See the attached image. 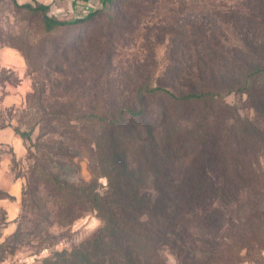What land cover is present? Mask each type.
<instances>
[{"label": "rangeland", "instance_id": "rangeland-1", "mask_svg": "<svg viewBox=\"0 0 264 264\" xmlns=\"http://www.w3.org/2000/svg\"><path fill=\"white\" fill-rule=\"evenodd\" d=\"M256 2L116 0L87 16L82 0H55L50 15L80 21L48 28L43 12L0 0V264L54 259L104 226L96 210L74 220L62 211L63 187L104 193L108 181L91 167L100 127L75 116L122 104L145 80L199 83L203 62L209 69L228 58H263L264 6L252 9ZM225 100L242 118L257 119L247 94ZM16 129L31 139L21 143ZM259 235L264 240V227ZM263 244L238 251L234 264H264ZM165 256L168 264H184L172 250Z\"/></svg>", "mask_w": 264, "mask_h": 264}, {"label": "trees", "instance_id": "trees-1", "mask_svg": "<svg viewBox=\"0 0 264 264\" xmlns=\"http://www.w3.org/2000/svg\"><path fill=\"white\" fill-rule=\"evenodd\" d=\"M115 1L82 0L87 16ZM255 1L252 9L264 6L249 4ZM15 4L43 12L48 28L80 21L50 15V4ZM203 63L196 68L202 82L145 80L122 104L75 116L100 127L91 167L108 181L104 193L63 187L62 211L74 220L93 209L105 224L82 246L40 264H168L166 249L184 264H234L238 251L264 243V81L257 83L264 57ZM232 93L247 94L256 120L225 100ZM226 250L233 259L219 260Z\"/></svg>", "mask_w": 264, "mask_h": 264}, {"label": "crops", "instance_id": "crops-1", "mask_svg": "<svg viewBox=\"0 0 264 264\" xmlns=\"http://www.w3.org/2000/svg\"><path fill=\"white\" fill-rule=\"evenodd\" d=\"M27 1V0H25ZM25 1H22V3H25ZM40 2L39 3H43V4H50L51 5V8H52V4L53 2H55V0H39ZM22 137L20 136V140L22 141L21 143H23V138L21 139Z\"/></svg>", "mask_w": 264, "mask_h": 264}, {"label": "built area", "instance_id": "built-area-1", "mask_svg": "<svg viewBox=\"0 0 264 264\" xmlns=\"http://www.w3.org/2000/svg\"><path fill=\"white\" fill-rule=\"evenodd\" d=\"M91 6V5H90Z\"/></svg>", "mask_w": 264, "mask_h": 264}]
</instances>
